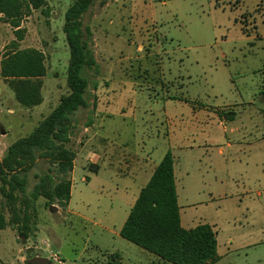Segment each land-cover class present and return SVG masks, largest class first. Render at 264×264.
Listing matches in <instances>:
<instances>
[{"label":"rangeland","instance_id":"rangeland-1","mask_svg":"<svg viewBox=\"0 0 264 264\" xmlns=\"http://www.w3.org/2000/svg\"><path fill=\"white\" fill-rule=\"evenodd\" d=\"M71 3L49 1L48 16L31 10L21 41L0 20V59L17 41L42 51L47 68L36 110L20 107L0 79V161L68 92L63 25ZM82 24L96 65L84 71L88 107L72 117L70 205L51 212L39 198L28 239L17 227L0 230V264H171L121 237L127 216L115 214L132 205L115 176L132 180L144 168L148 176L133 182L142 188L167 152L182 226L213 227L215 264H264V0H95ZM95 133L108 142L98 146L97 178L81 166ZM47 167L37 162L27 191ZM4 215L9 221L8 207ZM56 252L59 263L49 257Z\"/></svg>","mask_w":264,"mask_h":264},{"label":"trees","instance_id":"trees-1","mask_svg":"<svg viewBox=\"0 0 264 264\" xmlns=\"http://www.w3.org/2000/svg\"><path fill=\"white\" fill-rule=\"evenodd\" d=\"M52 0H0V20L15 30L22 40L21 22L31 10H44ZM95 0H72L64 16L63 32L69 48L66 74L68 92L57 107L25 137L13 142L0 161V230L7 225L17 227L28 239L36 218L35 202L46 200V206L67 207L75 152L68 147L72 117L80 108L88 107V81L85 69L96 65L88 45L90 31L83 29L82 17ZM47 74L45 57L35 48L19 49L12 41L0 59V79L23 108L31 109L43 102V79ZM95 107V104H94ZM232 120L233 116L227 117ZM41 160L49 167L28 189V173ZM2 199L5 201H2ZM19 199V200H18ZM11 218L6 220L5 208ZM174 178L173 158L167 152L155 168L120 230L121 237L171 264H215L219 260L216 232L208 224L185 229L180 224Z\"/></svg>","mask_w":264,"mask_h":264},{"label":"crops","instance_id":"crops-1","mask_svg":"<svg viewBox=\"0 0 264 264\" xmlns=\"http://www.w3.org/2000/svg\"><path fill=\"white\" fill-rule=\"evenodd\" d=\"M44 80H45V78L43 79V88H42V97H43V102L39 105V106H36V107H34V108H31V109H27V110H36V109H39L40 107H42L43 106V104H44V102H45V97H44V95H43V93H44ZM10 90V89H9ZM11 91V90H10ZM12 92V91H11ZM13 97H14V95H13ZM17 103V102H16ZM18 104V103H17ZM20 106V105H19ZM21 107V106H20ZM23 108V107H22ZM24 109H26V108H24ZM96 112L98 111V106H97V104H96ZM233 119H234V117H233ZM233 119L232 120H230V121H233ZM226 121H228V119L226 118L225 119ZM220 123H223V122H220ZM94 126V123H93V125H92V127ZM92 127H90V128H92ZM92 130V129H91ZM107 140L106 139H104V138H101V137H99L96 133L93 135V143L90 145V146H92L93 148H95L96 149V151H95V149H92L93 151H89L88 152V154L86 155V157H85V159H84V161H83V163H81V166L82 167H86V168H88L90 171H93L95 174H94V177L95 178H97L98 177V175L100 174V172H101V167L99 166V162H100V160H101V155H102V151L99 149V147L98 146H104V147H106L107 146ZM84 147V146H83ZM97 150H99V151H97ZM98 152V153H97ZM221 152H222V150H221ZM78 155V154H77ZM77 155L75 154V159L77 158ZM163 158V157H162ZM75 159H74V161H73V170H72V172L70 173V175H72L73 173H74V171H75ZM162 160V159H161ZM160 160V161H161ZM160 161H159V163H160ZM158 163V164H159ZM157 164V165H158ZM157 165H156V167H157ZM173 166H174V164H173ZM155 167V168H156ZM155 168L153 169V171H152V173H151V176H152V174H153V172H154V170H155ZM144 168H141L140 169V171L138 172V173H136V176L135 175H131V176H134V178L131 180V179H126V178H124V177H126V176H130L129 175V172H121V173H119V176H115V179H114V181L115 182H120L121 183V185H122V189L119 191V195H120V197L121 198H124V199H126V200H130L131 201V204L132 205H130L131 207L133 206V204H134V202L136 201V199H137V197H138V195H139V192H140V190L143 188H140V187H133L134 185H133V182H134V180L135 179H137V174H138V176H142V177H144V176H148V175H146V174H144ZM151 176L150 177H148L149 179L151 178ZM174 178H175V168H174ZM71 179V178H70ZM149 179H147L148 181H149ZM83 182H87L89 179L88 178H85V177H83L82 179H81ZM147 181V182H148ZM147 184V183H146ZM175 185H176V178H175ZM72 187H73V185H72V179H71V188H70V196H69V201H68V204H67V207L70 205V201H71V198H72V195H73V191H72ZM135 188V189H134ZM176 192H177V201H178V190H177V186H176ZM133 202V203H132ZM179 205V204H178ZM128 207V208H130L131 209V207ZM66 207V208H67ZM129 209V210H130ZM179 209H180V207H179ZM181 210V209H180ZM180 210H179V214H180ZM112 211H114L115 212V210H114V208H112ZM114 212H112V215L114 214ZM128 212H130V211H128ZM73 214L74 215H76V213L75 212H73ZM115 214L117 215V216H122L123 215V217L124 216H128V214L129 213H127V211H124V210H120V211H117V212H115ZM127 218V217H126ZM124 222H125V219H124V221H123V224H124ZM180 224H181V219H180ZM181 226H182V224H181ZM183 227V226H182ZM184 228V227H183ZM213 228V227H212ZM214 230V229H213ZM219 256V255H218ZM113 257H117V255L116 256H113ZM158 258V257H157ZM161 260V259H160Z\"/></svg>","mask_w":264,"mask_h":264},{"label":"water","instance_id":"water-1","mask_svg":"<svg viewBox=\"0 0 264 264\" xmlns=\"http://www.w3.org/2000/svg\"><path fill=\"white\" fill-rule=\"evenodd\" d=\"M50 211L51 212H55L57 211V208L55 206H50ZM28 264H46L47 263V259H43V258H34L33 260H29L27 262Z\"/></svg>","mask_w":264,"mask_h":264},{"label":"built area","instance_id":"built-area-1","mask_svg":"<svg viewBox=\"0 0 264 264\" xmlns=\"http://www.w3.org/2000/svg\"><path fill=\"white\" fill-rule=\"evenodd\" d=\"M47 247H48V245H47ZM57 255H58L57 252L56 253H50L49 257L52 259V261H55V262L59 263L58 260H57Z\"/></svg>","mask_w":264,"mask_h":264}]
</instances>
